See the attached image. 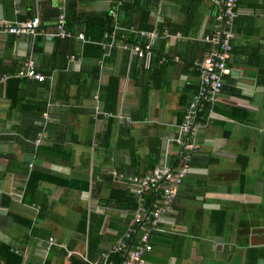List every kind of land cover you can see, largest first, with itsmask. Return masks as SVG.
<instances>
[{
    "label": "crops",
    "instance_id": "obj_1",
    "mask_svg": "<svg viewBox=\"0 0 264 264\" xmlns=\"http://www.w3.org/2000/svg\"><path fill=\"white\" fill-rule=\"evenodd\" d=\"M45 1L59 10L69 0H0V22L41 16ZM71 1L84 18L113 9L112 0ZM186 1L151 14L152 24L169 17L172 26L196 29L189 43L156 45L162 52L179 51L183 60L164 65L160 59L140 69V86L121 76L114 111L95 95L129 69L123 47L112 52L103 44L97 78L83 54L92 42L74 31L66 39L46 35L39 45L32 36L0 34V249L6 250L0 264H94L123 235L134 196L125 177L137 160L136 168L149 166L156 140L158 165L164 157L176 160L182 99L198 83L191 65L204 57L207 45L198 39L217 8L211 0ZM237 12L233 73L217 102L220 112L199 133L202 154L154 234L145 264H264V0H238ZM56 19L46 23L49 33ZM69 51L78 56H67ZM29 59L45 81L18 76ZM145 86L153 88L142 104ZM231 111L247 112L250 121L233 120ZM50 237L56 244L48 250Z\"/></svg>",
    "mask_w": 264,
    "mask_h": 264
},
{
    "label": "built area",
    "instance_id": "obj_2",
    "mask_svg": "<svg viewBox=\"0 0 264 264\" xmlns=\"http://www.w3.org/2000/svg\"><path fill=\"white\" fill-rule=\"evenodd\" d=\"M217 7L215 24L210 33L202 36L206 42L211 44L203 60L196 64L199 66V87L197 93L192 97L190 104L185 110L181 125L178 126V133L174 138L177 147V158L172 163L167 157L155 168L145 175H130L125 177L138 199V210L133 222L127 226L123 235L115 245H112L107 252L103 253L102 260L94 264H115L110 261L109 254H122L124 256L121 264H145L144 255L153 250L150 242L153 233L160 231V223L165 215L172 210L174 200L178 196L179 189L191 170L190 163L193 156L198 153L199 133L204 130L216 116L214 105L219 100L223 85L227 77L233 73L228 61L231 57L232 40L235 37L233 30L234 21L238 16L237 0H211ZM41 22L34 17L26 22H0V34L8 33L14 35H28L36 37L39 33ZM47 35L67 38L71 35L67 28V21L64 13L57 17V24L53 33ZM144 39H155L159 36L157 32H141ZM84 38L83 33H79ZM181 34L171 36L170 39L179 40ZM134 53L139 57H145V52L137 45L133 47ZM72 56L71 59H74ZM20 77H27L38 82L46 80V76L38 72L35 63L28 60L18 73ZM3 80L0 78V81ZM98 98V96H95ZM207 109L206 115L202 116ZM124 120V118H121ZM124 177V176H122ZM159 193L160 197L150 206L147 205V193ZM138 234V241L134 245L130 243L133 235ZM56 244L53 237L48 240L49 250ZM69 256L73 253L69 252Z\"/></svg>",
    "mask_w": 264,
    "mask_h": 264
},
{
    "label": "trees",
    "instance_id": "obj_3",
    "mask_svg": "<svg viewBox=\"0 0 264 264\" xmlns=\"http://www.w3.org/2000/svg\"><path fill=\"white\" fill-rule=\"evenodd\" d=\"M182 2L184 4H187L186 0H112L113 3V9L109 12L106 13H100L97 16H91V17H79L77 14V2L69 0L67 4L65 5V8L62 9H54L51 5L50 2L45 1L43 2L44 5H42L41 9V16L39 13H32L30 14L24 21L26 22L34 17H38L40 19L41 25L39 28V33L35 38L36 39V45H39L38 43L42 40H44L45 36L49 34V30H47L48 27H46V23L50 22L53 20L54 17H58L60 13H64L67 21V28L68 30L74 31L76 33H83L84 38H79L81 41H86V42H92V43H85V46L83 47V54H84V59H86L85 63L92 66L91 70V75L94 77L99 76V71L102 67V61L104 58V55L106 53V49H103V44H106L107 47H109L112 52L116 50L115 47H123L125 49V54L123 56V63L125 67H129V69H126L125 72H121L120 75H116L110 78V81L108 82V85L103 89V92L100 94H96L95 96H98L101 101L104 102L105 104V110L106 111H114L115 108H117V101H118V90H119V82H120V77L123 75H129L130 78L136 80V86H140L138 83V75H140V69H146L147 67H150L152 64H158V60L161 59L162 63L164 65L166 64H171L174 63V61L178 60H183V55L177 51L178 54L175 53H169V52H162L161 49H157L156 45L157 43H160L162 45L167 44V41L170 40L171 36L176 35L177 33L181 34V38L179 40H184L186 43H189L190 40H194L192 35H196V29L190 28V27H181L176 25L172 26L171 18H165L163 22L161 23H151V14L158 10V7L161 8H175L177 7L180 8L182 5ZM176 5V6H174ZM214 5V4H213ZM237 5H238V0H237ZM216 7V6H215ZM217 8V7H216ZM218 12V9H217ZM216 12V15H217ZM216 15L213 19V22L211 24V27L209 30L205 31V34H208L211 32L213 25L215 24L216 21ZM237 18L234 21V26L233 30L235 27ZM57 24V19L55 22L54 29ZM76 26L78 27L76 29ZM83 28V29H82ZM91 28V32L89 34V30ZM167 28V29H166ZM54 29L52 31H54ZM95 31V36H92L93 32ZM181 31V32H178ZM141 32H157L159 36L153 40L151 39H144L141 36ZM53 33V32H52ZM235 33V30H234ZM76 35V34H73ZM59 38V37H58ZM61 39H66V38H61ZM201 40L202 42L206 43L207 49L204 53L203 56L209 50L211 49V44L206 42L204 39H198ZM234 39L232 40V51L234 49ZM67 41L66 44L68 45L70 43V40H63ZM139 46L144 52H145V57L141 58L139 57L138 54L134 53L133 47L134 46ZM37 50V47L36 49ZM110 50V51H111ZM231 51V53H232ZM77 54V51H69L67 56H71ZM112 57V55H111ZM204 58V57H203ZM203 58L199 61H193L191 67L195 69L196 74L198 75V83L196 88L192 93L189 92V87L186 88L185 95L183 96L182 101L185 103V109L180 113L179 119L177 122V133H178V126L181 125V121L183 118V115L185 114V110L187 106L190 104L192 97L197 93L198 87H199V66L196 64L200 63ZM230 60V59H229ZM147 61H150V64L147 63ZM127 64H129L127 66ZM228 65L231 66V63L228 61ZM190 66V65H189ZM232 68V67H231ZM82 72V71H81ZM79 72L78 75H82V73ZM228 78V77H227ZM226 78V79H227ZM226 81V80H225ZM151 86H145V89L143 88V97H140V102L143 104L144 101L147 100L149 91L151 90ZM225 90V82L223 85L222 92ZM222 94V93H221ZM221 96V95H220ZM143 101V102H142ZM218 102V101H217ZM217 102L214 105V111L215 112H220V109L217 107ZM45 104V103H44ZM42 110H46V106ZM207 109L204 110L202 116L206 115ZM114 114V112H113ZM230 118H234L233 120L239 121L241 123H246L249 122L250 120L248 119V113L247 112H242L241 114H238V116L235 114V111H231L229 113ZM111 127L107 129V134L105 135V141L104 144H108L109 142V137L108 135L110 134ZM176 133V134H177ZM106 142V143H105ZM199 145V143H198ZM100 146V145H99ZM102 146V145H101ZM151 149V161L146 165V168H136L138 167L141 163L137 160L136 167H134L130 171V175H145L148 173L150 170L155 168L158 163H159V158H160V153H161V146L158 140L154 141L150 145ZM200 154H202L201 147L199 145L198 153L193 156L195 159L198 157ZM174 158H177V151L175 152V155H173ZM194 159L190 163V167H193V165H196L197 160L194 161ZM211 158H208L209 164H210ZM171 161V160H170ZM172 163L175 162L171 161ZM213 163V162H212ZM148 166V167H147ZM129 175V176H130ZM188 177V175H187ZM187 177L185 178L184 182L182 185L186 182ZM133 197L129 201V207L127 208V226L133 222V217L138 210V199L136 198L134 192H133ZM147 205L150 206L153 204L155 201H157L160 197L159 193H157V199L153 200L156 198V193L150 192L147 193ZM172 209H174V205H172ZM127 228V227H126ZM154 234L152 236V239L150 240L153 248H154ZM122 235V234H121ZM121 237V236H120ZM139 235H133V240L130 241V243H133L134 245L138 241ZM7 249V248H6ZM6 253V250L4 247L0 249V254ZM112 256V257H111ZM110 256V261H113L115 264H121V262L124 259V256L122 254H113ZM86 264V263H85Z\"/></svg>",
    "mask_w": 264,
    "mask_h": 264
},
{
    "label": "water",
    "instance_id": "obj_4",
    "mask_svg": "<svg viewBox=\"0 0 264 264\" xmlns=\"http://www.w3.org/2000/svg\"><path fill=\"white\" fill-rule=\"evenodd\" d=\"M232 125L230 123L225 125V133L224 136L227 137L229 135V130L231 129Z\"/></svg>",
    "mask_w": 264,
    "mask_h": 264
}]
</instances>
